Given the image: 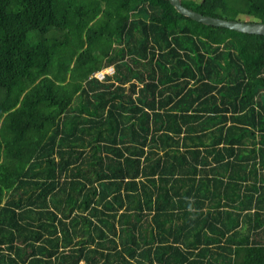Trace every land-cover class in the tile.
Wrapping results in <instances>:
<instances>
[{
  "label": "trees",
  "instance_id": "trees-1",
  "mask_svg": "<svg viewBox=\"0 0 264 264\" xmlns=\"http://www.w3.org/2000/svg\"><path fill=\"white\" fill-rule=\"evenodd\" d=\"M182 5L264 24V0ZM0 264H264V36L0 0Z\"/></svg>",
  "mask_w": 264,
  "mask_h": 264
},
{
  "label": "water",
  "instance_id": "water-1",
  "mask_svg": "<svg viewBox=\"0 0 264 264\" xmlns=\"http://www.w3.org/2000/svg\"><path fill=\"white\" fill-rule=\"evenodd\" d=\"M170 5L182 16L205 26L225 28L238 33L264 36V24L255 22L231 21L204 16L182 5V0H168Z\"/></svg>",
  "mask_w": 264,
  "mask_h": 264
},
{
  "label": "rangeland",
  "instance_id": "rangeland-1",
  "mask_svg": "<svg viewBox=\"0 0 264 264\" xmlns=\"http://www.w3.org/2000/svg\"><path fill=\"white\" fill-rule=\"evenodd\" d=\"M112 72V67H108V68H105L104 70L98 72V76L101 77L102 75H104L105 73H111ZM97 74V73H96Z\"/></svg>",
  "mask_w": 264,
  "mask_h": 264
},
{
  "label": "built area",
  "instance_id": "built-area-1",
  "mask_svg": "<svg viewBox=\"0 0 264 264\" xmlns=\"http://www.w3.org/2000/svg\"><path fill=\"white\" fill-rule=\"evenodd\" d=\"M95 77H97L99 80H101L103 78V75L101 77L98 76V73L95 74Z\"/></svg>",
  "mask_w": 264,
  "mask_h": 264
}]
</instances>
